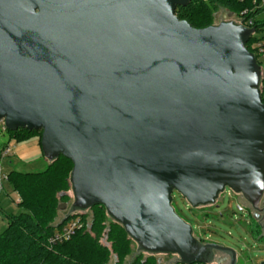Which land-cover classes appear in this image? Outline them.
<instances>
[{
    "label": "water",
    "instance_id": "obj_1",
    "mask_svg": "<svg viewBox=\"0 0 264 264\" xmlns=\"http://www.w3.org/2000/svg\"><path fill=\"white\" fill-rule=\"evenodd\" d=\"M189 1L0 0V121L41 130L50 161L72 160V211L104 205L145 251L187 264L230 252L237 264L234 249L200 243L172 202L177 191L214 204L229 187L259 205L255 30L195 28L176 14Z\"/></svg>",
    "mask_w": 264,
    "mask_h": 264
},
{
    "label": "trees",
    "instance_id": "obj_2",
    "mask_svg": "<svg viewBox=\"0 0 264 264\" xmlns=\"http://www.w3.org/2000/svg\"><path fill=\"white\" fill-rule=\"evenodd\" d=\"M254 0H190L186 6H178L177 16L188 21L195 28H205L215 22V13L226 8L237 15L246 9L247 17L255 18L254 28L257 34L264 33V18H257L260 10H252ZM264 39V35L261 36ZM259 37L252 36L247 43L249 51L252 43ZM257 57V56H256ZM264 84V78L262 80ZM264 103V89L262 90ZM9 132V141L0 139V159L3 151L12 139L23 140L32 136L39 137L41 144L42 131L20 128ZM42 147V146H41ZM74 164L72 160L60 155L42 171L25 172L14 169L8 174V183L18 193L22 209L18 214L8 213L2 206L7 225L0 232V264H111V249L104 245L100 238L108 227V240L112 241L113 251L118 255L115 264H121L122 258L130 251L128 232L122 224L112 221L106 223L107 209L104 205L92 207L93 217L90 226L84 214L69 212L58 219L59 194L61 199L68 200L66 192L71 183ZM80 217L83 225L67 241L50 246V238L57 230L70 221ZM257 232H260L258 223ZM132 264H161L154 257L137 258Z\"/></svg>",
    "mask_w": 264,
    "mask_h": 264
},
{
    "label": "rangeland",
    "instance_id": "obj_3",
    "mask_svg": "<svg viewBox=\"0 0 264 264\" xmlns=\"http://www.w3.org/2000/svg\"><path fill=\"white\" fill-rule=\"evenodd\" d=\"M217 15L215 24L222 22H233L239 24L240 15L233 13L226 8H220ZM264 18V12L260 15ZM264 35V33H263ZM260 34V36H263ZM257 59V58H256ZM258 61V60H257ZM262 78L260 88L264 89L262 80L264 78V65L261 67ZM0 139L1 141H9V132L3 129L0 122ZM12 148L11 154L3 160L4 173L9 174L14 169L25 172H37L44 170L50 163V160L44 155L39 137L32 136L23 140L12 139L9 142ZM5 192L1 197L0 206H2L8 213L18 214L22 211L20 207L13 204L10 200L18 193L13 190L9 183H6ZM69 199L62 200L59 194V205L69 203L67 210H59L58 219H62L69 212L77 214H84L88 217L87 225L90 226L93 210L76 209L71 210L74 203V192L72 185L70 188L63 192ZM264 201V197H263ZM262 202V201H261ZM172 206L181 218L187 221L193 229V235L201 240L209 243H216L225 247L235 250L237 254V264H263L264 262V210L252 209L251 204L245 197L234 192L231 188L227 187L217 198L214 204L203 205L194 207L190 205L184 197L178 193L173 194ZM244 207V208H243ZM245 207H248V211ZM106 223L109 225L114 219L108 214L105 217ZM260 224V232H257L258 225ZM7 225L5 214L0 210V232H3ZM130 251L122 258L121 264H132L133 261L140 257H154L155 260L161 264H177L179 256L173 253H152L140 249L137 242L128 235ZM101 242L111 249L110 263L115 264L118 261V255L113 251V243L108 240V227L100 238ZM222 254L215 251L213 264H217V257Z\"/></svg>",
    "mask_w": 264,
    "mask_h": 264
},
{
    "label": "built area",
    "instance_id": "obj_4",
    "mask_svg": "<svg viewBox=\"0 0 264 264\" xmlns=\"http://www.w3.org/2000/svg\"><path fill=\"white\" fill-rule=\"evenodd\" d=\"M254 6L252 10H260V14L258 15L257 18L260 17V15L264 12V0H254L253 2ZM250 11L246 9L240 16V21L239 25H242L246 28H252L255 30L254 23H255V18L250 17L248 18L247 15ZM252 36H257L259 37V40H255L251 48L254 51V55L258 60V63L261 65L263 68L264 65V39L261 38L260 34H257L256 31L252 34ZM251 36V37H252ZM2 123L3 129H7L5 126V123L3 121H0ZM12 152V148L8 146L2 153L1 159H0V202H1V197L3 193L5 195V186L6 183L8 182V174L4 173V168H3V160L8 157ZM10 200L13 202V204L18 205L21 202L20 196L17 194L15 197H12ZM83 223L80 219V217L75 218L74 220L70 221L68 224H66L63 228L60 230H57L55 234L50 238V246L55 245L57 243H62L64 241L69 240L75 232L82 227ZM177 255V254H176ZM179 256V255H178ZM177 264H187L181 261V258L179 256V260ZM190 264H209V263H190Z\"/></svg>",
    "mask_w": 264,
    "mask_h": 264
},
{
    "label": "flooded vegetation",
    "instance_id": "obj_5",
    "mask_svg": "<svg viewBox=\"0 0 264 264\" xmlns=\"http://www.w3.org/2000/svg\"><path fill=\"white\" fill-rule=\"evenodd\" d=\"M215 21H217V18H215ZM215 24V22H214ZM174 193H178L177 191H175ZM173 193V194H174ZM179 194V193H178ZM180 195V194H179ZM181 196V195H180ZM182 197V196H181ZM263 197H264V193L260 199V202H259V205L258 206H254L252 203H250L246 198V200L251 204V207L252 209H263L264 210V201H263ZM185 199V198H184ZM186 200V199H185ZM187 201V200H186ZM262 201V202H261ZM188 202V201H187ZM189 203V202H188ZM190 204V203H189ZM191 205V204H190ZM212 205V204H211ZM203 206V205H202ZM244 208V207H243ZM248 211L250 210L248 207H245ZM200 239V238H199ZM200 243L202 244H207L209 242H205L203 240H199ZM153 253V252H152ZM155 254L156 253H161V252H154ZM153 253V254H154ZM219 253H221L222 255L218 256L217 257V264H231V261H232V255L230 252H222V251H219ZM215 260H216V257H215ZM214 261V260H213ZM209 264H213V262L209 263Z\"/></svg>",
    "mask_w": 264,
    "mask_h": 264
}]
</instances>
